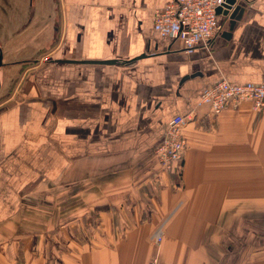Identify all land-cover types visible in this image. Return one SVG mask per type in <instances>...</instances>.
<instances>
[{
    "label": "crops",
    "instance_id": "obj_1",
    "mask_svg": "<svg viewBox=\"0 0 264 264\" xmlns=\"http://www.w3.org/2000/svg\"><path fill=\"white\" fill-rule=\"evenodd\" d=\"M170 1L57 0L56 57L0 104V264H264L255 229L241 236L242 207L264 205V109L199 99L264 84V0H237L209 50L156 32ZM176 115L186 146L166 174L153 152Z\"/></svg>",
    "mask_w": 264,
    "mask_h": 264
},
{
    "label": "built area",
    "instance_id": "obj_2",
    "mask_svg": "<svg viewBox=\"0 0 264 264\" xmlns=\"http://www.w3.org/2000/svg\"><path fill=\"white\" fill-rule=\"evenodd\" d=\"M227 0H171L153 12L156 32L177 43L183 50L205 48L223 27L217 10H225ZM229 21V20H228ZM200 102L209 106L210 112L219 114L226 107L248 103L255 111L264 109V84H230L219 80L200 94ZM186 117L176 115L167 125L161 142L154 148V157L166 174L174 172L175 165L182 161L186 142L182 130L188 123ZM161 241V231L154 236L155 244ZM148 264H157L154 258Z\"/></svg>",
    "mask_w": 264,
    "mask_h": 264
},
{
    "label": "rangeland",
    "instance_id": "obj_3",
    "mask_svg": "<svg viewBox=\"0 0 264 264\" xmlns=\"http://www.w3.org/2000/svg\"><path fill=\"white\" fill-rule=\"evenodd\" d=\"M58 28H60V20L57 0H33L32 7L29 5V0H0V49L4 52V64L28 61V64L20 65L14 71L12 69L5 71L7 67L0 69L4 79L0 90V104L11 97L10 95L18 87L20 75L25 72L32 74V81L38 83L39 72L47 68L50 65L48 62L56 57ZM246 106L253 110L248 103H241L232 108L239 109ZM181 172L178 170V182L181 179ZM258 195L262 194L258 192ZM259 196L258 199L264 195ZM241 220L242 237L254 234L255 229L257 238L264 240V205H257L255 208L246 206V212H243L242 207ZM246 222L251 223L250 232ZM241 249L243 251L245 248L241 245Z\"/></svg>",
    "mask_w": 264,
    "mask_h": 264
},
{
    "label": "water",
    "instance_id": "obj_4",
    "mask_svg": "<svg viewBox=\"0 0 264 264\" xmlns=\"http://www.w3.org/2000/svg\"><path fill=\"white\" fill-rule=\"evenodd\" d=\"M29 5L30 7H32L33 5V0H29ZM225 10H217V15H223L226 16L229 20V32L225 33V37L228 38L229 37V33L230 31L233 29L234 25L236 22L240 21L243 13H244V8L239 5L237 3V0H227L226 1V5H225ZM145 55H142L140 57L134 58L132 60L129 61H125V62H119L117 60H107V61H70V60H57L54 61L55 63H62V64H98V65H114V64H119V63H123V64H129L134 62L135 60L138 59H143L145 58ZM2 58H3V53L2 50L0 49V69L3 68L5 65L2 62ZM24 63V62H23ZM199 75V74H197ZM196 74L190 75L188 77H185V79L188 78H193L195 76H197ZM0 85H1V73H0Z\"/></svg>",
    "mask_w": 264,
    "mask_h": 264
}]
</instances>
